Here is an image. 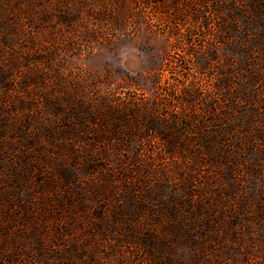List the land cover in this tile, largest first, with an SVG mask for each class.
Segmentation results:
<instances>
[{"label":"rangeland","instance_id":"rangeland-1","mask_svg":"<svg viewBox=\"0 0 264 264\" xmlns=\"http://www.w3.org/2000/svg\"><path fill=\"white\" fill-rule=\"evenodd\" d=\"M0 264H264V0H0Z\"/></svg>","mask_w":264,"mask_h":264}]
</instances>
